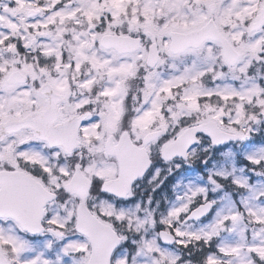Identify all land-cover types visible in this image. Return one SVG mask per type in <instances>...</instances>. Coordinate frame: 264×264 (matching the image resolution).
<instances>
[{"label":"snow or ice","instance_id":"6c2138e0","mask_svg":"<svg viewBox=\"0 0 264 264\" xmlns=\"http://www.w3.org/2000/svg\"><path fill=\"white\" fill-rule=\"evenodd\" d=\"M0 264H264V0H0Z\"/></svg>","mask_w":264,"mask_h":264}]
</instances>
